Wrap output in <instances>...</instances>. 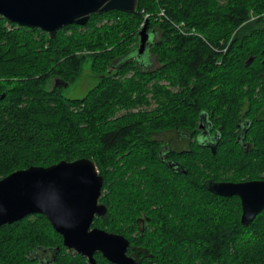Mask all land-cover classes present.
Returning a JSON list of instances; mask_svg holds the SVG:
<instances>
[{
  "label": "trees",
  "instance_id": "16d2710c",
  "mask_svg": "<svg viewBox=\"0 0 264 264\" xmlns=\"http://www.w3.org/2000/svg\"><path fill=\"white\" fill-rule=\"evenodd\" d=\"M3 21L0 180L86 158L103 178L99 203L107 209L92 226L128 237L140 264H264V211L244 227L239 198L204 187L208 179H264V0H137L134 14H92L84 27H65L54 39L26 28L5 37ZM145 21L156 39L151 69L132 59ZM180 24L195 34H180ZM86 62L98 81L85 97L47 88L52 77L71 84ZM242 110L248 147L235 136ZM202 113L220 128L215 153L187 145L185 173L173 174L150 135H195ZM141 213L147 224L129 237L123 228H134ZM38 247L59 248L54 264H87L42 215L0 227V264H30Z\"/></svg>",
  "mask_w": 264,
  "mask_h": 264
},
{
  "label": "water",
  "instance_id": "95a60500",
  "mask_svg": "<svg viewBox=\"0 0 264 264\" xmlns=\"http://www.w3.org/2000/svg\"><path fill=\"white\" fill-rule=\"evenodd\" d=\"M137 0H0V17L28 29H38L54 39L61 29L84 27L92 14L118 11L135 13ZM148 21L137 34V53L151 48ZM253 61L249 58L245 66ZM60 79V78H59ZM64 82L63 87L68 83ZM0 100L4 94L0 95ZM215 153V146L210 148ZM185 173V171H181ZM103 178L93 161L82 158L61 161L49 167H29L0 180V227L29 215H42L62 237L64 248L97 264L94 254L110 264H140L126 255L128 241L91 225L103 217L105 205L99 203ZM205 189L216 196L237 197L241 204L240 224L248 226L264 211V180L216 182L208 180Z\"/></svg>",
  "mask_w": 264,
  "mask_h": 264
},
{
  "label": "flooded vegetation",
  "instance_id": "af4514ba",
  "mask_svg": "<svg viewBox=\"0 0 264 264\" xmlns=\"http://www.w3.org/2000/svg\"><path fill=\"white\" fill-rule=\"evenodd\" d=\"M0 19H3L0 17ZM3 25L7 29L8 33H18L21 32V30L25 27L18 26L16 24L10 23L3 19ZM28 29V28H26ZM154 40V37L150 35V42ZM134 52L132 54V59L136 62L137 65L140 67H147L148 69H151L152 67H155V61L152 60L150 54H149V49H146V51L143 54H138L136 47L134 48ZM148 61V63H146ZM145 64V65H144ZM157 65V64H156ZM113 70V69H111ZM51 85L52 87L56 88H66L63 87L64 82H62L58 77H52L51 78ZM4 94L3 92H0V95ZM5 96V95H4ZM1 97V96H0ZM214 119L211 115H207L205 113H202L199 115L198 119V124H197V134H188L187 132H182L180 130H165L159 133H156L157 140L156 142L160 144V150L158 152L160 160L163 162L165 166L168 167V169L173 173V174H180L181 172V159H182V153L187 145H191L193 143H197L198 145L205 146L207 148H211L216 146L219 141H220V136H219V131L220 128L214 129ZM250 125V120L248 118H245L244 116H240L238 118V124L236 126V142L243 147H248L250 145V141L246 139L247 133H248V127ZM208 180H206L207 182ZM205 184V183H204ZM107 210V209H106ZM107 215V211L105 215L101 217H95L98 218L101 222L105 221V217ZM93 220V222H94ZM148 218L144 216L142 213L140 216H137L135 218V221L133 222L135 224L134 228L131 227H124L123 229L125 230L126 233L129 234V237H135L137 233H140L144 230L146 224H147ZM18 222V221H17ZM15 223V222H14ZM13 224V223H12ZM50 224V223H49ZM6 225H11V224H6ZM5 226V225H3ZM92 228H98L100 230H103L108 233H113L120 235L124 237L128 241V247L126 249V255L134 257V252L135 249L134 247L130 246L129 238L115 233L111 232L109 230H105L104 228L100 227H94L91 225ZM61 237V236H60ZM61 241L62 237H61ZM63 245V243H62ZM64 247V246H63ZM68 250V249H66ZM59 248H36L33 249L30 253L29 260L30 264H54L57 254H58ZM71 251V250H68ZM73 252V251H71ZM75 253V252H73ZM77 254V253H76ZM100 255V253H95L94 258L97 262V264H100L97 258V255ZM138 255V254H137ZM85 258V257H83ZM101 258H103L101 256ZM104 259V258H103ZM136 259V258H135ZM87 264L88 261L85 258ZM105 260V259H104ZM108 262V261H107ZM109 263V262H108Z\"/></svg>",
  "mask_w": 264,
  "mask_h": 264
},
{
  "label": "rangeland",
  "instance_id": "374dc122",
  "mask_svg": "<svg viewBox=\"0 0 264 264\" xmlns=\"http://www.w3.org/2000/svg\"><path fill=\"white\" fill-rule=\"evenodd\" d=\"M1 27H2V29H4L3 32H5V37H8L10 34L11 35L14 34V33H8L7 29L4 27L3 24L1 25ZM154 40H156V39L154 38ZM3 44H5L4 41H3ZM155 66H157V65L155 64ZM97 81H98L97 77H95L90 71L89 62H86L83 66L82 72L80 73L79 77L74 82L69 84L66 88H63V89L59 88V91L66 98L81 99V98L85 97L86 94L89 92V90H91L96 85ZM162 84H163V82H162ZM51 87H52V85H51V79H50V81L47 85V88H51ZM154 106L155 105L153 103L148 108V110H150ZM243 110L240 112V116H244ZM150 138L156 142V140H157L156 133L155 132L151 133ZM159 148H160V146H159ZM159 148H158V150H159ZM208 180H210V179H208ZM262 180H264V179H262ZM253 181H255V180H253ZM205 182H206V180H205ZM216 182H220V181H216ZM222 182H227V181H222ZM241 182H246V181H241ZM233 183H238V182H233ZM142 214L144 215V213H142Z\"/></svg>",
  "mask_w": 264,
  "mask_h": 264
},
{
  "label": "built area",
  "instance_id": "2783aa9c",
  "mask_svg": "<svg viewBox=\"0 0 264 264\" xmlns=\"http://www.w3.org/2000/svg\"><path fill=\"white\" fill-rule=\"evenodd\" d=\"M158 16L159 17H163L164 16V12L161 10L159 12ZM175 27L179 31V33L182 34V35H192V34H195L193 30H191V31H185L183 24H180V25L175 26Z\"/></svg>",
  "mask_w": 264,
  "mask_h": 264
}]
</instances>
